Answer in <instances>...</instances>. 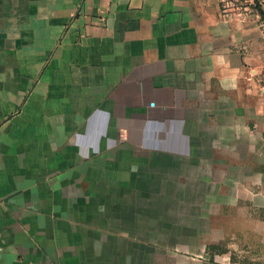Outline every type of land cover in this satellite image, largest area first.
<instances>
[{
	"label": "crops",
	"instance_id": "1",
	"mask_svg": "<svg viewBox=\"0 0 264 264\" xmlns=\"http://www.w3.org/2000/svg\"><path fill=\"white\" fill-rule=\"evenodd\" d=\"M263 63L255 18L224 0H0V264H185L147 239L173 223L123 197L137 163L180 204L191 185L168 172L192 167L173 226L206 237L196 260L264 264ZM142 113L183 145L121 147Z\"/></svg>",
	"mask_w": 264,
	"mask_h": 264
},
{
	"label": "rangeland",
	"instance_id": "2",
	"mask_svg": "<svg viewBox=\"0 0 264 264\" xmlns=\"http://www.w3.org/2000/svg\"><path fill=\"white\" fill-rule=\"evenodd\" d=\"M97 110H101L102 109L98 106L96 108H92L90 110V112L88 113L87 117H91L95 111ZM116 110V109H115ZM105 114H108L105 118L106 120V124H105V131L108 132L112 131V120L109 117V113H107V110H103ZM116 112V111H115ZM145 117L144 114L142 113L141 116H138L137 118V123H130L131 125H129L130 127H128L125 131V128L123 126H125L126 123H122V128L120 129V133H121V139H123L124 137H127L126 133H128V129H133L132 132H134L133 135L136 136V140H132L130 141L129 139H123L124 141H121V147H129V148H135L137 150H144L147 151L150 148H154L156 146H162V144L168 145L169 147L172 146L174 148L176 147H181L183 144L182 142L179 143V141L176 140H161V139H152L151 137L154 136H150L149 132L150 131H159L158 126L159 124H149V123H145L144 122ZM87 121V120H86ZM84 121L82 124L78 123H74L73 124V140L75 139V136L77 133L79 132H84L87 129V122ZM114 123V122H113ZM90 127H92V125H89ZM157 127V128H156ZM100 128V127H99ZM153 128V129H152ZM152 129V130H151ZM91 130V129H90ZM92 130H97V126H95ZM100 130V129H99ZM117 130V129H116ZM131 132V133H132ZM132 135V136H133ZM107 143H110L107 145ZM115 143V144H114ZM179 143V144H178ZM112 144H114V146H112ZM117 141H106V145L111 147L110 149L114 148L117 145ZM120 144V143H119ZM186 147H187V142H186ZM109 149V148H106ZM136 153H143V152H136ZM139 155V154H138ZM155 164H153L154 166ZM136 173H134L133 171H131V173H129L127 170H124L126 168H124L122 166L121 169V179H128L131 176V181L134 180V182L136 183V188H134L132 186V184H130L131 187H129V192L125 193L123 195V197H127L128 195L132 196L135 193L136 190V196H137V209L136 210H140L143 207H146V205L148 204V206L150 205V207L153 210H156L155 212H152L151 215L148 217V219H152L154 222L157 223L158 219H159V214L160 212L162 213L163 217L165 218V220L167 222H171L173 223V225L175 224V217H180L182 215L191 217L192 215V167H186V169L184 170V173L181 172V175H178L177 169L176 167L174 168V172L172 177L170 173H169V178H171L173 181L177 182H182L185 181L186 185L187 183H189L191 185V187L189 186L188 189H186V193L190 192V197H188L186 200V202H190V203H186V204H180L177 202V199L175 195H171L170 189L167 190L161 187H152L149 186V182L151 180V178L153 179H157L161 176V174L158 171H155L154 168L152 167V165H145V164H141V163H137L136 164ZM149 168H151L152 170H149ZM129 170V169H128ZM143 171V172H142ZM161 172V171H160ZM157 175L156 177L154 176ZM105 182H109L108 179V175H109V171H105ZM107 188V187H106ZM135 189V190H134ZM175 188H173L174 191ZM162 191V196L157 197L158 194H161ZM170 192V194H169ZM141 193V194H140ZM158 193V194H157ZM153 195L151 198L149 199H145L144 196L142 195ZM155 195V196H154ZM169 195V196H168ZM150 197V196H148ZM144 198L145 199V203L144 202ZM159 198V199H158ZM158 207V208H156ZM166 211V213H165ZM155 213V214H153ZM185 213V214H184ZM167 214V217H166ZM169 217V220L167 219ZM164 220V221H165ZM187 221V219H186ZM191 223V219L189 220ZM157 225V224H156ZM170 226L169 228V235L166 236H161L159 234V232L156 234H152L150 237H146L148 240H150L154 245H158L159 246H164L166 245L168 248V262L169 263H185V264H195V263H211L209 261H198L196 260L197 257H199V251L201 250L202 246H203V242L206 240V237L204 238L203 236H192V235H185L183 237H181L180 235L176 234V229L174 226ZM154 230V228H152ZM166 237V238H165ZM139 238V237H138ZM150 238V239H149ZM166 248V247H165ZM153 249V256L155 255H160V252L158 249L156 248H152ZM183 249V250H182ZM158 258V257H157ZM163 260H164V250H163ZM160 259V258H159Z\"/></svg>",
	"mask_w": 264,
	"mask_h": 264
},
{
	"label": "built area",
	"instance_id": "3",
	"mask_svg": "<svg viewBox=\"0 0 264 264\" xmlns=\"http://www.w3.org/2000/svg\"><path fill=\"white\" fill-rule=\"evenodd\" d=\"M224 3L230 11H235L243 18L254 17L257 26L264 38V0H224ZM259 87H264V63L250 72Z\"/></svg>",
	"mask_w": 264,
	"mask_h": 264
},
{
	"label": "trees",
	"instance_id": "4",
	"mask_svg": "<svg viewBox=\"0 0 264 264\" xmlns=\"http://www.w3.org/2000/svg\"><path fill=\"white\" fill-rule=\"evenodd\" d=\"M217 248V245L214 243H207L205 250L208 252H211V254H213V252L215 251V249ZM210 260H212V257H210ZM239 264H248V263H239Z\"/></svg>",
	"mask_w": 264,
	"mask_h": 264
}]
</instances>
